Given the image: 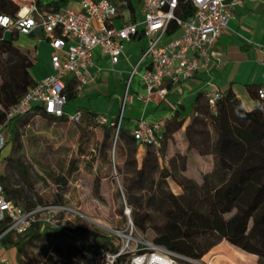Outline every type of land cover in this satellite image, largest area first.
<instances>
[{
    "label": "trees",
    "instance_id": "16d2710c",
    "mask_svg": "<svg viewBox=\"0 0 264 264\" xmlns=\"http://www.w3.org/2000/svg\"><path fill=\"white\" fill-rule=\"evenodd\" d=\"M62 3L63 0H58L48 4L44 9L55 11L61 7ZM113 3L116 9L127 8L131 20L135 21V9L131 0H113ZM18 10L19 5L13 0H0V14L14 17ZM193 12L194 7L188 1L179 0L175 11L177 16L186 19ZM176 29V24L172 21L167 28V35L175 33ZM14 38L15 35L12 34L11 38L7 39L3 28L0 27V106L2 109L15 105L35 83L30 74L31 60L14 43ZM76 88L77 84L73 78L65 82L64 92L67 102L74 98ZM257 89H259L258 86L250 88V94L253 95ZM200 97L198 96L197 100ZM203 97L205 104L201 117L193 119L196 127L189 126L185 129L187 151L192 149L200 155H210L212 159L210 169L201 173L199 178L194 179L185 173L186 154L175 153L168 159L166 165L160 162L167 153L168 140L179 127H166L158 147L146 145L140 164L137 163L135 156L136 141L131 132L122 127V118H120L117 133L119 143L123 140L126 147L125 150L122 149L131 158L128 159V163L134 167L130 182L125 186L128 203L137 207L133 212V222L140 229L145 230L149 215L145 210L142 215L139 214V208L142 211L145 206H142L141 197L132 195V190L137 184H140L137 186L138 189L147 184L152 194L147 197L146 202L156 206L155 209L160 213L161 220L160 224L151 226L154 231L151 241L192 259H200L221 240V237L215 234L216 229L213 225L215 214L219 211H229L234 199L248 187L242 177L228 184L231 175L248 155L255 151L264 152V110H261V101L254 109L246 111L241 108L235 94L228 89L222 92V96L217 100L216 111L211 112L204 95ZM27 113H29L28 116H15L8 123L9 139L6 140L5 146L8 143L12 144L11 155L7 158V173H0V182L9 199L18 205L22 203L23 206H20L24 209H31L42 201L31 192L33 182L29 177L28 165L22 158L15 157L14 153L21 147V128L27 125L35 114H39L49 122L56 119L45 113L40 106L31 107ZM58 119L65 121L66 117L62 116ZM175 122V126H178L179 122ZM111 136L112 129L105 127L101 140L103 147ZM71 164L73 165V161ZM72 168L76 169V167ZM247 174H250L249 171ZM168 178L181 188L179 194L176 195L165 187ZM39 180L43 181L41 177ZM59 180L62 184L66 183L64 177H60ZM260 189L248 195L247 206L237 212L233 226L222 238L225 237L231 244L255 254L257 263L264 264V208H261V204L264 203V185ZM61 198L59 194L58 199ZM2 224L3 227H1L4 229L6 222ZM12 235L3 236L0 244L7 249L16 250L17 264H34L30 259L22 260L23 255L27 256L26 241L46 242L51 251L46 259L50 260L52 256H55L54 264H103L100 258H103L106 253L118 251L110 236L74 223L68 227L56 225L49 228L40 221H35L24 233L11 237ZM86 235L91 238V243L77 246L72 242L73 238L83 240ZM224 246L227 247V244ZM227 248L225 252L221 250L220 254L232 261L229 253L237 251L232 247ZM89 254L93 257H89ZM124 260L125 257L121 255L117 261L122 263Z\"/></svg>",
    "mask_w": 264,
    "mask_h": 264
},
{
    "label": "built area",
    "instance_id": "2783aa9c",
    "mask_svg": "<svg viewBox=\"0 0 264 264\" xmlns=\"http://www.w3.org/2000/svg\"><path fill=\"white\" fill-rule=\"evenodd\" d=\"M77 1L81 6L79 11L67 7L47 11L38 7L35 1H30L22 7L24 13L18 11L14 17L0 14V27L4 31L29 34L39 27L53 50L50 57L52 72L36 81L15 105L7 109L0 106V152L7 140L4 129L15 116H23L33 106L42 107L45 113L54 118L64 116L67 103L64 77L71 76L77 87L87 83L91 78L88 67L92 64L94 47H99L112 63H117L124 42L141 34L147 42L139 60L132 66L129 78L138 74V66L144 63L140 78L148 94L138 98L149 100L154 92L163 98L166 89L161 84L164 80L178 82L208 67L214 42L227 27L232 12L244 2L186 0L194 7V12L182 19L175 13L179 0H137L142 20H127L116 27L112 24V18L116 15L113 0ZM172 21L176 24L177 34L165 41L167 28ZM261 61L264 62V55ZM256 94L258 99L264 100V88L257 89ZM204 96L210 111L215 112L222 91L208 90ZM80 117L78 110L69 118L76 123ZM120 118L119 115L116 120L109 121L107 117L100 116L97 122L112 127L117 136ZM131 134L137 143L144 146L158 147L162 140L160 124H151L143 119L136 122ZM67 210L61 204H42L24 209L6 196L0 182V241L6 234L24 233L35 221H40L46 227L56 226L60 214ZM3 222H6L4 229ZM125 230L114 232L115 235L122 234L125 246L117 252L106 253V264H118L119 256L130 247L131 251H127L130 256L121 264H177L179 260H187L179 253L145 239L132 224L127 225ZM72 242L77 246L85 243L80 238H73ZM1 261L7 262V259L2 258Z\"/></svg>",
    "mask_w": 264,
    "mask_h": 264
},
{
    "label": "crops",
    "instance_id": "0c3cea01",
    "mask_svg": "<svg viewBox=\"0 0 264 264\" xmlns=\"http://www.w3.org/2000/svg\"><path fill=\"white\" fill-rule=\"evenodd\" d=\"M19 5L20 13H24L22 7L30 1H35L37 6L46 9V6L58 0H13ZM134 6L135 21L142 20V13L139 2L131 0ZM120 5V4H119ZM61 7H67L79 11L81 6L77 0H63ZM60 7V8H61ZM116 15L112 18V24L116 27L131 20L127 8L118 7ZM96 25V23H94ZM141 27V25H139ZM14 34V43L25 52L31 60L30 74L34 82L39 81L51 72L50 57L53 52L41 28L33 29L29 34H21L16 31H4V36L9 39ZM177 32L167 35L165 41L176 35ZM146 38L137 34L129 41L124 42L123 51L117 63H112L107 55H104L99 47L92 50V64L88 67L90 80L76 88L73 98L74 102L68 101L64 107L65 121L55 118L54 121L71 123L70 115L80 111L81 119L85 129H98L101 131V138L106 124L102 128L90 127L92 124H100L97 119L100 116L107 117L114 121L120 115L122 127L132 132L138 120H145L148 123H159L163 133L166 127H179L172 133L168 140L167 153L161 164H167L168 159L175 153L188 155L187 140L185 137L186 127L193 126V119L201 117L204 108V97L206 91L216 89L222 92L230 89L240 101L241 108L246 111L254 109L259 101L256 92L250 94L249 89L258 86L264 88V62L261 61L264 55V0H244L243 5L235 9L228 21L227 27L221 32L210 50L209 65L200 69L194 76L178 82L164 80L161 84L166 89L163 98L156 92L150 95L149 100L139 99L140 95H147L148 91L141 81L140 73L144 70L145 64L138 66V74L129 78L132 66L139 60L146 45ZM65 76V82L71 79ZM198 96H201L197 100ZM24 114L23 117L28 116ZM41 117L35 114L33 117ZM175 121L179 122L175 126ZM74 123V122H73ZM19 129V127H15ZM111 129H113L111 127ZM4 134L9 139L7 129ZM177 136H182L186 143L182 142L181 147L175 143ZM120 145L125 150L123 140ZM12 144L8 143L0 152V173H7V158L11 155ZM146 147L136 142V158L140 164ZM190 151V150H189ZM191 151H193L191 149ZM196 152V151H195ZM201 159L204 157L196 152ZM187 156L185 173L196 179V176L189 175ZM211 167V165H210ZM209 168L203 170L208 171ZM5 258L11 264L15 260L16 250H6ZM8 262V261H7ZM7 262L1 261L0 264Z\"/></svg>",
    "mask_w": 264,
    "mask_h": 264
},
{
    "label": "rangeland",
    "instance_id": "374dc122",
    "mask_svg": "<svg viewBox=\"0 0 264 264\" xmlns=\"http://www.w3.org/2000/svg\"><path fill=\"white\" fill-rule=\"evenodd\" d=\"M72 101L73 99H71V104L74 103ZM80 119L76 123L67 124L62 121L49 122L37 116L32 117L29 123L21 128V147L18 152L14 153V156L22 158L29 167V177L33 182L31 192L36 197H40L42 201L38 205H65L69 210L60 214L56 222L57 226L68 227L74 223L96 229L110 236L118 250L122 249L123 245L125 246V242L122 234L119 236L114 232L116 230L126 231L127 225L132 224L140 235L152 240L154 231L151 226L160 224L161 220L160 213L155 209L156 206L146 202L147 197L152 194L151 190L147 184L141 189L137 188L140 186L137 184L132 190V195L141 197L142 206H145L142 211L139 208V214L142 215L145 210L149 215L145 230H142L133 222V212L137 207L128 203L125 191V186L130 182L134 173L133 165L128 163V159L131 158L120 146L113 129L111 138L103 147L101 145L102 130L82 128L87 125H84ZM90 127L102 128L103 125L92 124ZM182 142L186 143L182 136H177L175 143L178 147H181ZM187 156L189 158L187 173L197 178L203 170L210 167L212 162L210 155H205L200 159L194 150H188ZM72 167L76 169L73 170ZM39 177L43 181L39 180ZM60 177H64L65 184L61 183ZM239 177L243 178L248 186L247 189L234 199L229 211H219L215 214L213 221L215 234L221 237V240L200 259L187 257V260H179L177 264H258L255 254L231 244L227 238H222V236L228 234L237 212L247 206L248 195L260 191L264 185V152L255 151L248 155L231 175L228 184L234 183ZM165 187L176 195L181 192V188L171 178L166 180ZM59 194L62 196L61 199H58ZM20 205L23 206L22 203ZM261 208H264V203L261 204ZM83 240L85 243H91V238L87 235ZM225 244L239 252L229 253L232 261L220 254L221 250L225 252L228 249L224 246ZM25 249L27 256H22L23 261L30 259L34 264H54L56 261L55 256H52L50 260L46 259L51 251L47 243L41 240L26 241ZM131 249L130 247L123 252L125 259L130 256V252L127 251ZM6 250L7 248L0 244V259L5 258ZM88 256L93 257L91 254ZM6 259L8 261L6 264H10L8 258ZM100 259L103 264L108 262L105 256ZM17 261L16 254L11 264H17Z\"/></svg>",
    "mask_w": 264,
    "mask_h": 264
},
{
    "label": "clouds",
    "instance_id": "9594fccd",
    "mask_svg": "<svg viewBox=\"0 0 264 264\" xmlns=\"http://www.w3.org/2000/svg\"><path fill=\"white\" fill-rule=\"evenodd\" d=\"M4 19V21H7V18L5 17V18H3ZM261 107V110H264V106H260Z\"/></svg>",
    "mask_w": 264,
    "mask_h": 264
},
{
    "label": "snow or ice",
    "instance_id": "6c2138e0",
    "mask_svg": "<svg viewBox=\"0 0 264 264\" xmlns=\"http://www.w3.org/2000/svg\"><path fill=\"white\" fill-rule=\"evenodd\" d=\"M6 22V21H5Z\"/></svg>",
    "mask_w": 264,
    "mask_h": 264
}]
</instances>
